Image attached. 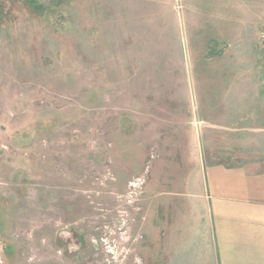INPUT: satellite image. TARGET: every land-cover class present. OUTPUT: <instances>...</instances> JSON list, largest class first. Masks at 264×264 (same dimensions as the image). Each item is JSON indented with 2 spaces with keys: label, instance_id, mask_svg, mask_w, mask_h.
Returning a JSON list of instances; mask_svg holds the SVG:
<instances>
[{
  "label": "rangeland",
  "instance_id": "374dc122",
  "mask_svg": "<svg viewBox=\"0 0 264 264\" xmlns=\"http://www.w3.org/2000/svg\"><path fill=\"white\" fill-rule=\"evenodd\" d=\"M34 1L39 10L5 3L0 19V264H143L138 224L160 152L134 101L187 100L186 128L199 133V113L213 110V48L225 44L200 26L213 8Z\"/></svg>",
  "mask_w": 264,
  "mask_h": 264
},
{
  "label": "crops",
  "instance_id": "0c3cea01",
  "mask_svg": "<svg viewBox=\"0 0 264 264\" xmlns=\"http://www.w3.org/2000/svg\"><path fill=\"white\" fill-rule=\"evenodd\" d=\"M145 6L176 7L171 0H148ZM192 6L213 8V23L200 26L213 24V39L225 41L213 48V110L197 115L195 123L203 128L196 135L186 128L193 119L187 100L172 107L169 96L153 94L152 102L136 96L146 143H156L160 152L143 197L138 252L143 264H264V0ZM151 19L165 22L160 15ZM205 131L213 136L204 139ZM218 142L225 144V156L217 154ZM153 145H145V152Z\"/></svg>",
  "mask_w": 264,
  "mask_h": 264
},
{
  "label": "trees",
  "instance_id": "16d2710c",
  "mask_svg": "<svg viewBox=\"0 0 264 264\" xmlns=\"http://www.w3.org/2000/svg\"><path fill=\"white\" fill-rule=\"evenodd\" d=\"M19 1H22L26 4L29 3V5L31 6L32 9L35 7H42V6L38 5L37 2L34 0H0V19L2 18L1 12L5 9V6H6L5 3H7V2H13L14 3V2H19ZM35 10H39V9L35 8ZM5 14H7V13H5Z\"/></svg>",
  "mask_w": 264,
  "mask_h": 264
},
{
  "label": "built area",
  "instance_id": "2783aa9c",
  "mask_svg": "<svg viewBox=\"0 0 264 264\" xmlns=\"http://www.w3.org/2000/svg\"><path fill=\"white\" fill-rule=\"evenodd\" d=\"M260 35H261V48H262V50L264 52V25L261 28Z\"/></svg>",
  "mask_w": 264,
  "mask_h": 264
}]
</instances>
